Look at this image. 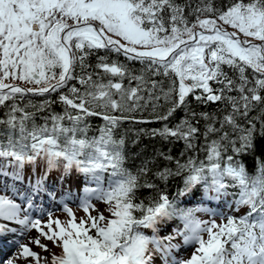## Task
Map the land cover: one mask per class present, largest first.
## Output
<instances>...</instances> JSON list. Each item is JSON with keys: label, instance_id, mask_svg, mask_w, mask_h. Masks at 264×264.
I'll use <instances>...</instances> for the list:
<instances>
[{"label": "snow or ice", "instance_id": "snow-or-ice-1", "mask_svg": "<svg viewBox=\"0 0 264 264\" xmlns=\"http://www.w3.org/2000/svg\"><path fill=\"white\" fill-rule=\"evenodd\" d=\"M186 9L195 17L191 22ZM100 50L144 67L136 73L99 56L88 71V57ZM53 94L64 106L60 113L50 111L57 103L49 99ZM36 96L45 99L25 103ZM191 100L216 109L197 111ZM30 107L48 112L42 124ZM0 108L7 109L0 116V245L17 246L0 264H264V162L257 158L254 177L242 162L264 139V0L220 6L215 0L195 6L190 0H0ZM149 109L153 119L135 115ZM178 112L184 115L172 124ZM89 118L103 122L91 135ZM125 122H162L148 135L183 143L180 158L158 154L174 169L153 173L151 161L135 174L125 167ZM201 151L202 160L187 155ZM26 168L29 188L18 203L7 193L21 194L16 185L25 182ZM60 169L78 174L86 218L77 222L65 205L66 222L49 213L44 223L30 210L41 195L54 196L46 182ZM173 176L182 177L183 187L170 198L155 181L167 184ZM140 188L159 194L147 204L136 202ZM233 188L239 189L235 210L249 209L243 216L180 206L197 190L201 203L210 204L232 195ZM93 200L107 206V216ZM201 211L211 218L199 219ZM173 220L180 223L161 235ZM33 230L39 235L20 242ZM182 247L193 250L182 257Z\"/></svg>", "mask_w": 264, "mask_h": 264}, {"label": "trees", "instance_id": "trees-1", "mask_svg": "<svg viewBox=\"0 0 264 264\" xmlns=\"http://www.w3.org/2000/svg\"><path fill=\"white\" fill-rule=\"evenodd\" d=\"M177 3L179 4H185L186 2H189V0H176ZM191 4L195 6L199 0H190ZM227 3L228 0H215V3L217 6H220L221 3ZM189 11L186 9L185 15L188 16L189 21H193L195 19L194 16L189 15ZM99 56H105L109 61H119L121 63H125L129 66L130 69H132L134 72L139 73V71L144 67L141 65L139 62H130L127 61L122 55H117L113 52H106L104 50H100L91 56L88 57L87 63L91 65L92 67L88 69V71H93L95 65L98 62V57ZM227 70V68H226ZM76 73L80 74V68L77 66L76 68ZM97 77H93V79H96ZM104 81L107 82L109 77L104 76L103 77ZM167 82V81H166ZM72 84H77L75 80L71 82ZM125 84L127 85V80H125ZM79 87V85L77 84ZM66 91V90H65ZM45 97H26L25 98V103L28 100H31L34 104H39L41 103ZM49 99L52 100H57V103H54L50 109V111L60 113L63 110V105L58 102V94H53ZM191 106L195 108L197 111H214L216 109V105H198L194 100L190 101ZM168 105H164V110ZM29 111L35 112V123L37 125L42 124L44 122V118L48 115V112H38L34 108H29ZM7 109L0 108V116L5 113ZM161 112L163 110H158ZM259 109H257V112ZM257 112H254L253 115H256ZM138 119H153L151 109L148 111H145L143 113H136L135 114ZM184 115L183 112H178L176 115L172 118L171 123L175 124L176 122L179 121V119ZM89 123L91 126V131L90 135L94 134L96 128L100 126L103 122L98 119V118H89ZM29 127H31V123L29 124ZM162 127V122L161 123H131V122H125L122 124L120 128V134H124L125 136V141H126V147H125V152L127 156V160L125 163V167H127L130 171L135 174L142 163L146 161H151L149 164V167L151 168L152 172L155 173L159 168L162 167H170L174 169V163H169L168 161L164 160L163 158L159 157L160 152L168 153L173 157L180 158L181 152L184 151V145L182 142H165L162 140L160 137H151L148 135V132H150L152 129H157ZM144 129V132H141L140 130ZM188 156L191 155H198L199 159H204V153L201 151L199 153H192L189 152L187 153ZM187 156L181 158V162L186 159ZM259 162H264V139H259L257 142V149L254 153H250L246 156L242 157V162L245 164L246 171L248 172L250 177H254L257 173V167H258V160ZM78 174L72 173V174H64V177H77ZM158 186L160 191H166L169 197L171 198L172 196L175 195L177 190L179 188L183 187V179L180 176H173L170 177L167 184L161 181H155ZM141 183H143V180H141ZM230 193L232 195H229L227 198L220 200L221 203L224 201H228L232 203L234 206H236L233 201L235 198L238 196L239 189L238 188H233L229 189ZM158 191L157 189H146V188H140L137 193H136V202L143 201L145 204L149 202V198H155L158 196ZM200 193L199 190H197L196 195L192 197H185L183 198L181 202V207H191L193 208L195 206V203L200 202ZM104 204V203H103ZM243 208V213L244 215L249 211L247 206H241ZM139 216L140 213H137ZM170 222L174 223H179L178 220H173ZM168 222V224L170 223Z\"/></svg>", "mask_w": 264, "mask_h": 264}, {"label": "rangeland", "instance_id": "rangeland-1", "mask_svg": "<svg viewBox=\"0 0 264 264\" xmlns=\"http://www.w3.org/2000/svg\"><path fill=\"white\" fill-rule=\"evenodd\" d=\"M229 30L231 31V29H229ZM25 86L31 87L32 85H25ZM42 167H43V165H41V167L37 168V173L38 174L42 171ZM29 175H31L30 168H26V170H25V181H27V177ZM63 175H64V173H63L62 169L53 170L48 175V179H47V182H46L47 183V187L52 184L51 187L55 188L54 192L60 191V193L65 194V195H67V193L69 191H71L73 193L72 197H75L74 199L72 197H69V196L66 199L70 198L71 202H74L71 205L72 206L71 210H72L73 213H75L76 220L78 222L81 218H86L85 212L80 207V198L83 195V193L81 191V188H82L83 185L77 179V177H73V178L72 177H64ZM62 176H63V178H62ZM62 179H64V180H62ZM80 179L82 180V178H80ZM34 181H35V177H33V182ZM1 187H3L2 184H0V194H5L4 190H2ZM7 194L9 195V193H7ZM12 198H14V197H12ZM60 199H62V196H61ZM92 203L95 205V208L98 210V212H102L106 216L108 215V213L106 211V207L107 206L105 204H103V202L93 200ZM230 204L232 205L231 208H229ZM209 205H207L206 201L203 204H201L200 202L199 203L196 202L195 206L193 208L202 207V208H211L212 210H215V208H213V206L209 207ZM211 205H215V203H212ZM52 208L53 207L50 206L48 208V210L52 209ZM235 209H236V207L232 203H230L228 201H224L222 209H221L222 211L218 212V213H224L225 216H227V215H232V216H236V217L243 216L242 215L243 214V208L242 207H240L239 211H236ZM49 213L52 214V219L55 220L56 218H59L62 223L66 222L69 219L68 213H62L60 211V209H55L54 211L47 212L45 215L42 214L43 215V216L41 215L42 216L41 217L42 222L47 223V221L49 219V215H48ZM91 214L93 216H95V215H97V211H92ZM196 215L201 220H208V219L211 218L210 215L207 212H203V211L197 212ZM215 219H216L217 223L221 222V219H220L219 215H217L215 217ZM176 225H178V224L170 223L168 225V227H166V228H168L169 231L171 232L172 228L175 227ZM53 227H55V225H53ZM146 232H148V234H150V231H146ZM166 234H168V233H166L164 231L162 232V235H166ZM38 235H39V233L37 231L33 230V231H30V232L26 233V235L23 236V237H18V239L22 243H27L29 237H36ZM10 238H12V237L10 236ZM41 243L46 244L48 246V248L51 249L52 252H55L57 254L60 253V248L56 247L54 245L53 241H50V240H47L46 238L41 237ZM31 246H32L33 250L38 252V253H40L41 256L50 257V253L49 252H44L41 248L36 247L35 245H31ZM192 250L193 249L191 247H188L186 249L182 247L179 255L182 256V257H186V256L191 254ZM16 251H17V246L14 247L12 252L7 257H4V259L5 258L7 259V258L11 257ZM18 264H26V262L25 261H19Z\"/></svg>", "mask_w": 264, "mask_h": 264}, {"label": "bare ground", "instance_id": "bare-ground-1", "mask_svg": "<svg viewBox=\"0 0 264 264\" xmlns=\"http://www.w3.org/2000/svg\"><path fill=\"white\" fill-rule=\"evenodd\" d=\"M5 223H7V222H5ZM17 227H18V226H17ZM9 237H10V236H9ZM14 247H16V245H13L11 248H14ZM5 259H6V258H5ZM5 259H4V260H5Z\"/></svg>", "mask_w": 264, "mask_h": 264}]
</instances>
